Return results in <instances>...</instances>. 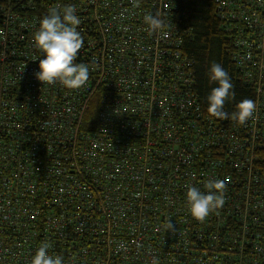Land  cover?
<instances>
[{
    "label": "built area",
    "instance_id": "built-area-1",
    "mask_svg": "<svg viewBox=\"0 0 264 264\" xmlns=\"http://www.w3.org/2000/svg\"><path fill=\"white\" fill-rule=\"evenodd\" d=\"M187 1L0 0V264H30L45 241L64 264H264V0H213L254 90L244 125L205 114ZM56 5L81 20L76 62L90 77L79 90L34 76L33 34ZM209 178L226 182L225 203L201 222L186 185L204 191Z\"/></svg>",
    "mask_w": 264,
    "mask_h": 264
},
{
    "label": "clouds",
    "instance_id": "clouds-1",
    "mask_svg": "<svg viewBox=\"0 0 264 264\" xmlns=\"http://www.w3.org/2000/svg\"><path fill=\"white\" fill-rule=\"evenodd\" d=\"M132 3L134 7H139L140 0H132ZM144 21L153 33L161 32L166 26L159 13L146 14ZM80 24L75 5L51 7L39 20V27L33 34V46L42 53V58L39 59V71L34 76L42 85L59 84L68 90H79L86 86L90 77L89 66L76 62L84 46L83 37L78 31ZM208 76L217 85L207 96V113L211 117L231 119L240 125L255 117L257 106L251 99L240 101L231 114L224 110L225 103L235 97V92L231 77L221 64L212 62ZM203 187L204 191L193 184L186 185L189 212L201 222L223 207L227 186L224 180L209 178ZM162 227L165 231H174L170 220ZM51 247L50 242H42L31 257L30 264H64L63 255L49 253Z\"/></svg>",
    "mask_w": 264,
    "mask_h": 264
},
{
    "label": "trees",
    "instance_id": "trees-1",
    "mask_svg": "<svg viewBox=\"0 0 264 264\" xmlns=\"http://www.w3.org/2000/svg\"><path fill=\"white\" fill-rule=\"evenodd\" d=\"M189 33L184 40V49L194 60V90L197 93L205 114L207 113V96L217 85L209 80L208 70L212 62L221 64L231 77L235 97L225 103L224 110L228 113L235 110L236 104L244 99H254V90L242 84L238 79L228 52L227 32L220 27L215 15L213 0H188L184 4L181 17ZM94 106L90 103L85 118L96 116ZM260 165L264 167V146L260 150Z\"/></svg>",
    "mask_w": 264,
    "mask_h": 264
}]
</instances>
